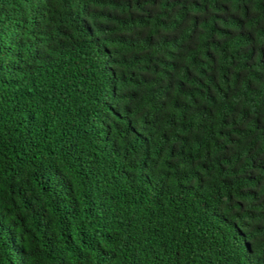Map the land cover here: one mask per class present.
<instances>
[{
    "label": "trees",
    "instance_id": "1",
    "mask_svg": "<svg viewBox=\"0 0 264 264\" xmlns=\"http://www.w3.org/2000/svg\"><path fill=\"white\" fill-rule=\"evenodd\" d=\"M0 264H264V0H0Z\"/></svg>",
    "mask_w": 264,
    "mask_h": 264
}]
</instances>
